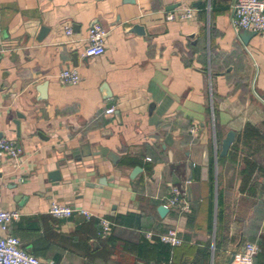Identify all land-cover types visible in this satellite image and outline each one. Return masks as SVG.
I'll return each mask as SVG.
<instances>
[{
  "label": "crops",
  "instance_id": "1",
  "mask_svg": "<svg viewBox=\"0 0 264 264\" xmlns=\"http://www.w3.org/2000/svg\"><path fill=\"white\" fill-rule=\"evenodd\" d=\"M232 1L0 0V139L19 150L0 163L1 206L20 213L4 234L54 264H236L245 243L264 264V40L242 43ZM186 9L192 17L181 19ZM94 24L106 31L105 50L85 57ZM135 24L144 35L130 32ZM70 68L79 84L60 85ZM83 145L107 149L116 165L72 160ZM171 186L185 191L190 212L160 217ZM53 202L94 216L53 217ZM100 218L112 223L106 236ZM167 228L180 246L144 237Z\"/></svg>",
  "mask_w": 264,
  "mask_h": 264
},
{
  "label": "built area",
  "instance_id": "2",
  "mask_svg": "<svg viewBox=\"0 0 264 264\" xmlns=\"http://www.w3.org/2000/svg\"><path fill=\"white\" fill-rule=\"evenodd\" d=\"M191 17L192 11L190 9H186L180 15L181 19H189ZM169 19L173 20L174 17L170 15ZM229 24L236 35L240 31H246L259 35L264 40V0H233L230 5ZM72 33L73 31L71 27H65L66 36L70 37ZM105 36L106 31L100 25H92L88 29L87 45L84 48L82 55L85 57H97L102 55L105 50ZM1 53L2 50L0 49V55ZM80 80L81 77L76 68L64 69L57 75V81L62 86H75L79 84ZM259 99L263 102L261 98ZM113 112V107L105 110V114L108 115ZM18 155L19 150L15 146L14 141L0 139V163L5 156L17 159ZM150 160V158H146V161L149 162ZM162 205L168 210L173 209L179 213L190 212V205L186 200L185 191L176 186L170 187V195L165 199ZM75 211L88 220L94 216L86 210H75L56 202L51 203L48 209V213L56 218H69ZM19 217L20 213L18 211H8L3 209L0 200V264H54L49 260L40 261L23 250L20 241L16 237L4 234L10 227L11 223L16 221ZM99 224L101 226L100 234L106 236L111 230L112 223L107 219L100 218ZM144 237L149 242H153V238L156 237L160 243L169 247H178L183 242L179 237L177 230L174 228H167L160 233L147 231L144 232ZM258 253L259 247L257 244L245 243L238 255L236 264H253Z\"/></svg>",
  "mask_w": 264,
  "mask_h": 264
},
{
  "label": "water",
  "instance_id": "3",
  "mask_svg": "<svg viewBox=\"0 0 264 264\" xmlns=\"http://www.w3.org/2000/svg\"><path fill=\"white\" fill-rule=\"evenodd\" d=\"M176 7L177 6H170L168 10H172V9H174ZM130 32H132V33H134L136 35H144V28L142 26L138 25V24H135V25H133L130 28ZM251 34H254V33H249V32H246V31H240L239 32V38H240V40L242 41V43L244 45L247 44V40H248V38L250 37ZM192 37L193 36L190 35V38H192ZM46 85H47L46 83H42L40 85V87H39V91H40V94H41V99L45 98ZM17 118L18 119L22 118V115L18 114ZM14 123L16 125V130L18 132L19 122L15 121ZM0 136H1V133H0ZM233 140H234V132L229 131L226 134L225 138L221 141V150H220V153H219L220 157H223V156L226 155V153L228 151V148L231 145V143L233 142ZM91 155L104 156L107 159H109L113 165H116V162L118 160V157L115 154L107 151V149L101 148L98 151L94 152V151L91 150L89 145H83L80 148H78L75 151H73L71 153V159L79 161L82 157H90ZM188 166H189V169L191 170V165L189 164ZM140 171H141V169L139 167H135L130 173V178L133 179ZM49 178H50V180L52 182H55V184H57L56 182H60V178L61 177H60L59 169H57L56 171L51 172L49 174ZM190 179H191V172H190V175L188 177V180H190ZM98 183L104 185L105 184L104 178H101ZM157 212H158L160 217H164L166 215V213L168 212V209L165 208L163 205H160L157 208Z\"/></svg>",
  "mask_w": 264,
  "mask_h": 264
},
{
  "label": "trees",
  "instance_id": "4",
  "mask_svg": "<svg viewBox=\"0 0 264 264\" xmlns=\"http://www.w3.org/2000/svg\"><path fill=\"white\" fill-rule=\"evenodd\" d=\"M158 244H159V245H164V244H162V243H160V242H158L157 245H158ZM166 246H167V245H166Z\"/></svg>",
  "mask_w": 264,
  "mask_h": 264
}]
</instances>
